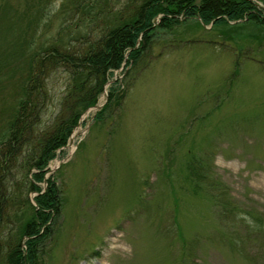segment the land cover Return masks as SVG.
Returning <instances> with one entry per match:
<instances>
[{
    "label": "rangeland",
    "instance_id": "obj_1",
    "mask_svg": "<svg viewBox=\"0 0 264 264\" xmlns=\"http://www.w3.org/2000/svg\"><path fill=\"white\" fill-rule=\"evenodd\" d=\"M141 1L0 0V131L34 49L78 52L113 13ZM179 19L159 26L154 18L137 62L114 68L97 98L104 104L116 79L120 103L99 117L87 107L72 146L58 147L44 167L39 185L53 175L61 200L41 225L40 264H264V24ZM51 65L41 128L75 90L70 62ZM194 156L227 185L235 213L225 214L204 180L188 177ZM22 173L15 162L12 184ZM21 187L10 228L37 192Z\"/></svg>",
    "mask_w": 264,
    "mask_h": 264
},
{
    "label": "trees",
    "instance_id": "obj_2",
    "mask_svg": "<svg viewBox=\"0 0 264 264\" xmlns=\"http://www.w3.org/2000/svg\"><path fill=\"white\" fill-rule=\"evenodd\" d=\"M180 14L184 18L197 15L205 23L213 20V24L237 19L264 24L262 10L253 0H142L126 11L113 13L99 37L89 41L86 47H79L78 52L57 55L46 52L50 47L34 49V52L31 50L27 71L19 84L17 102L10 107L8 118L0 131V249L4 250L1 264H40L37 245L46 234V231H41V225L58 212L61 200L53 175L46 178L44 190L39 185L38 182L44 179V167L55 155L56 149L67 142L82 112L97 102L106 77L111 76L114 68L122 64L125 66L137 62L149 42L154 18L160 17L159 26H168L179 23ZM63 61H69V66H73L68 70L74 79L75 90L66 92L62 100V112L41 128L36 125V120L48 92L45 85L49 66H44ZM117 81L115 79L109 85L108 99L95 117H99V113L103 114L110 105L120 103L125 89ZM72 95H76V99ZM15 162L24 173L14 185L9 175ZM211 167L207 162L203 165L202 159L194 156L188 162V177L194 179L196 184L204 180L225 214L235 213L233 208L237 204L233 196ZM19 182L25 194L37 191L34 196L36 205L27 197L31 211L20 218L17 216V227L15 223L10 228L9 214L19 211L16 206L20 197L16 193ZM250 214L257 222V217ZM24 236L27 238L23 248L21 241Z\"/></svg>",
    "mask_w": 264,
    "mask_h": 264
},
{
    "label": "bare ground",
    "instance_id": "obj_3",
    "mask_svg": "<svg viewBox=\"0 0 264 264\" xmlns=\"http://www.w3.org/2000/svg\"><path fill=\"white\" fill-rule=\"evenodd\" d=\"M10 53V52H9ZM11 54V53H10ZM71 146H72V144H71ZM52 166V165H51ZM51 169V168H50Z\"/></svg>",
    "mask_w": 264,
    "mask_h": 264
},
{
    "label": "water",
    "instance_id": "obj_4",
    "mask_svg": "<svg viewBox=\"0 0 264 264\" xmlns=\"http://www.w3.org/2000/svg\"><path fill=\"white\" fill-rule=\"evenodd\" d=\"M70 141H71V139H70Z\"/></svg>",
    "mask_w": 264,
    "mask_h": 264
}]
</instances>
